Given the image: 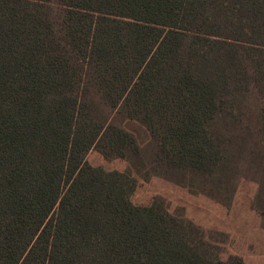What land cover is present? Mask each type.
<instances>
[{
  "label": "trees",
  "instance_id": "trees-1",
  "mask_svg": "<svg viewBox=\"0 0 264 264\" xmlns=\"http://www.w3.org/2000/svg\"><path fill=\"white\" fill-rule=\"evenodd\" d=\"M84 78L113 121L149 134L159 167L209 172L222 156L198 132L227 91L255 92L264 120V0H0V264H223L134 206L128 176L86 162L140 149L75 97Z\"/></svg>",
  "mask_w": 264,
  "mask_h": 264
},
{
  "label": "rangeland",
  "instance_id": "rangeland-1",
  "mask_svg": "<svg viewBox=\"0 0 264 264\" xmlns=\"http://www.w3.org/2000/svg\"><path fill=\"white\" fill-rule=\"evenodd\" d=\"M47 10L58 37L65 28V10L55 4L48 5ZM227 92L219 113L204 125L206 133L198 132L202 141L204 135L212 140L211 149L222 160L209 172H200L186 164L179 169L159 167V149L148 142L149 134L137 123L126 121L120 126L118 120L113 121L115 110L101 87L84 78L75 97L100 112L106 122L113 121L135 135L140 149L137 157L123 159L106 158L91 149L85 160L93 168L118 172L134 181L130 202L154 207L157 216L167 220L166 214L176 220H167L170 231L188 240L202 259L264 264V184L259 180L264 159L261 101L255 92Z\"/></svg>",
  "mask_w": 264,
  "mask_h": 264
}]
</instances>
